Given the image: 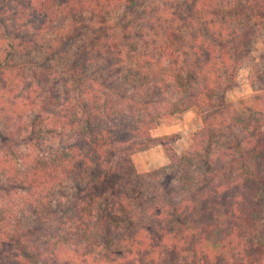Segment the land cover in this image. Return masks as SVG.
I'll use <instances>...</instances> for the list:
<instances>
[{
  "label": "trees",
  "instance_id": "trees-1",
  "mask_svg": "<svg viewBox=\"0 0 264 264\" xmlns=\"http://www.w3.org/2000/svg\"><path fill=\"white\" fill-rule=\"evenodd\" d=\"M258 39L264 0H0V264H264Z\"/></svg>",
  "mask_w": 264,
  "mask_h": 264
},
{
  "label": "rangeland",
  "instance_id": "rangeland-1",
  "mask_svg": "<svg viewBox=\"0 0 264 264\" xmlns=\"http://www.w3.org/2000/svg\"><path fill=\"white\" fill-rule=\"evenodd\" d=\"M264 46L261 39H258L253 51V56H257ZM248 62L241 67L237 76L236 86L228 93L227 100L236 102L239 99H246L251 94L248 83ZM201 117L196 109H190L183 113L159 120L151 134L155 144L143 150L137 151L132 155L135 168L139 172L148 171L168 162L164 148L158 138L171 135L169 139L173 149L180 153L189 147L192 133L201 126ZM168 140V139H167Z\"/></svg>",
  "mask_w": 264,
  "mask_h": 264
},
{
  "label": "crops",
  "instance_id": "crops-1",
  "mask_svg": "<svg viewBox=\"0 0 264 264\" xmlns=\"http://www.w3.org/2000/svg\"><path fill=\"white\" fill-rule=\"evenodd\" d=\"M177 153H178V152H177ZM166 163H167V162H166ZM166 163H165V164H166Z\"/></svg>",
  "mask_w": 264,
  "mask_h": 264
}]
</instances>
